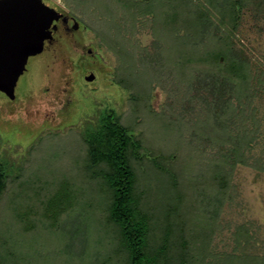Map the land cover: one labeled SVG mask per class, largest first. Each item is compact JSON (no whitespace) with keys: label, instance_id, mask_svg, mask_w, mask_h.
Instances as JSON below:
<instances>
[{"label":"rangeland","instance_id":"1","mask_svg":"<svg viewBox=\"0 0 264 264\" xmlns=\"http://www.w3.org/2000/svg\"><path fill=\"white\" fill-rule=\"evenodd\" d=\"M82 1L88 2L41 0L51 17L41 47L33 41L34 35L25 37L12 73L14 97L0 92V160L12 170L20 166L21 182L51 181L52 172L57 179H80L73 157L82 153L80 132L86 121H96L98 109L112 106L142 149L176 174L173 188L171 180L160 176L152 163L132 160L142 206L159 220L167 211L168 219L178 211L182 231L197 258L202 255L198 250L202 237L207 235L212 255L240 256L249 264L251 259V264L263 262L264 0L247 1L235 30V52L248 63L249 88L239 94L241 106L236 97L232 99L237 110L226 121V134L210 119L206 102L211 103V95L197 83L193 90L188 87L192 72L179 74L172 52L158 56L150 23L136 24L139 47L135 54H124L117 46L105 44L96 31L99 21L107 19L102 0H94L93 7L100 6V11L89 10V16L83 13L86 5ZM147 57L156 63L145 62ZM90 72L94 78L88 81ZM222 166L229 175V194L217 202L210 185ZM14 183V179L8 181L0 204V231L3 234L7 227L18 255L32 246L51 264L108 263L113 256V245H108L110 229L104 233L93 217L88 222L89 235L83 228L72 240L55 235L22 236L8 214L11 193L16 192ZM177 194L181 199H175ZM72 219L80 223L77 214ZM178 229L176 224L175 239ZM238 229H246L252 240L239 239ZM70 244L77 256L61 259L60 249ZM212 262L204 257L203 264Z\"/></svg>","mask_w":264,"mask_h":264},{"label":"trees","instance_id":"2","mask_svg":"<svg viewBox=\"0 0 264 264\" xmlns=\"http://www.w3.org/2000/svg\"><path fill=\"white\" fill-rule=\"evenodd\" d=\"M247 1L102 0L107 19L99 21L102 26L99 24L96 31L110 47L117 46L124 54H135L139 47L135 38L136 24L144 26L150 23L157 41L155 50L158 56L172 52L179 74L192 72L193 78L188 87L193 90L197 83L211 95V103L206 102L210 119L226 134V121L237 110L232 99L236 97V104L241 106L242 95L239 94L241 91L246 93L249 88L248 63L236 54L233 43ZM82 2L86 5L83 12L86 16L91 15L89 10L93 13L100 11V6L93 7L94 0ZM73 11L76 12L75 9ZM111 17L112 20H109ZM123 30L125 33L121 35ZM145 62L156 63L148 57ZM97 115L95 122H85L79 135L82 153L73 156L80 179H57L52 172L48 182L40 178L31 184L30 181L21 182L20 166L12 170L0 160V204L8 181L14 179L16 192L11 193L8 214L18 223L22 236L55 235L56 238L67 236L68 240H72L83 228L89 235L88 222L93 217L104 233L110 229L108 245H113V256L109 259L112 264H203L205 256L211 258V264H249L240 256L219 258L212 255L207 249L210 239L207 235L202 237L201 248L198 249L202 255L197 258L192 254L194 248L189 246L191 241L182 231L183 220L179 218L178 211L170 219L167 218L170 215L168 211L162 219L154 218L142 206L137 193L132 160L152 163L160 176L171 180L173 188L175 172L142 149L135 133L122 125L112 106L103 111L98 109ZM223 168L220 170L218 167L215 180L210 185L216 192L217 202L229 194V175ZM91 184L94 186L92 190L89 189ZM177 198L181 199V194H177ZM76 214L84 226L72 219ZM176 224L179 236L175 239L172 236ZM4 231L3 234L0 231V264H51L46 255L37 254L32 246L23 248L24 253L18 255L12 249L7 227ZM237 236L243 241L252 240L246 229H238ZM73 250L71 244L66 245L60 249L58 256L63 260L74 259L77 255ZM253 264H264V261Z\"/></svg>","mask_w":264,"mask_h":264},{"label":"water","instance_id":"3","mask_svg":"<svg viewBox=\"0 0 264 264\" xmlns=\"http://www.w3.org/2000/svg\"><path fill=\"white\" fill-rule=\"evenodd\" d=\"M50 12L41 0H0V92L14 97L16 79L12 76L27 35L40 44L50 26ZM16 72H18L16 70ZM21 72V71H19ZM93 80L90 72L86 76Z\"/></svg>","mask_w":264,"mask_h":264}]
</instances>
